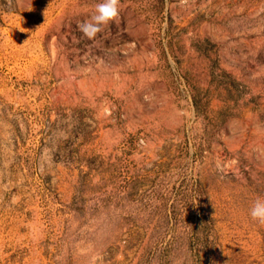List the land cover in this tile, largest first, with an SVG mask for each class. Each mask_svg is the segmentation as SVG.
Segmentation results:
<instances>
[{"label": "rangeland", "instance_id": "374dc122", "mask_svg": "<svg viewBox=\"0 0 264 264\" xmlns=\"http://www.w3.org/2000/svg\"><path fill=\"white\" fill-rule=\"evenodd\" d=\"M101 2L0 0V264H264V0Z\"/></svg>", "mask_w": 264, "mask_h": 264}, {"label": "clouds", "instance_id": "9594fccd", "mask_svg": "<svg viewBox=\"0 0 264 264\" xmlns=\"http://www.w3.org/2000/svg\"><path fill=\"white\" fill-rule=\"evenodd\" d=\"M120 0H102L95 6V12L87 19L77 24L83 38L94 41L110 22L118 21L120 15ZM46 15V13H43ZM254 221L264 224V198H257L249 210Z\"/></svg>", "mask_w": 264, "mask_h": 264}]
</instances>
